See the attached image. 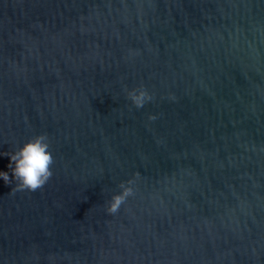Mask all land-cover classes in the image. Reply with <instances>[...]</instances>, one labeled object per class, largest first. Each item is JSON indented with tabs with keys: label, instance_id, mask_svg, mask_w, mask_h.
Instances as JSON below:
<instances>
[{
	"label": "water",
	"instance_id": "water-1",
	"mask_svg": "<svg viewBox=\"0 0 264 264\" xmlns=\"http://www.w3.org/2000/svg\"><path fill=\"white\" fill-rule=\"evenodd\" d=\"M38 134L0 264H264V0H0V170Z\"/></svg>",
	"mask_w": 264,
	"mask_h": 264
},
{
	"label": "clouds",
	"instance_id": "clouds-1",
	"mask_svg": "<svg viewBox=\"0 0 264 264\" xmlns=\"http://www.w3.org/2000/svg\"><path fill=\"white\" fill-rule=\"evenodd\" d=\"M128 98L135 107L140 108L145 102L151 100V96L143 89L132 90ZM8 156V171L0 170V180L4 184H11L15 181V187L21 190L35 191L42 187L52 175L51 165L54 162L48 138L44 134L35 135L23 142L11 153H4ZM11 172V179L9 177ZM120 192L114 193L108 202L107 211L116 213L122 203L134 194L131 182L121 184Z\"/></svg>",
	"mask_w": 264,
	"mask_h": 264
}]
</instances>
